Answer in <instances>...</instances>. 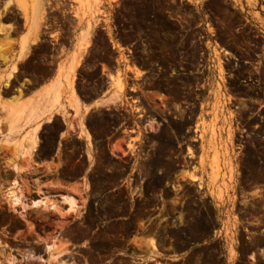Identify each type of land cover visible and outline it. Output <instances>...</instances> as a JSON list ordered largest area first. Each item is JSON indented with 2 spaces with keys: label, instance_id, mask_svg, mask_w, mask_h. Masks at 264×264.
Here are the masks:
<instances>
[{
  "label": "rangeland",
  "instance_id": "374dc122",
  "mask_svg": "<svg viewBox=\"0 0 264 264\" xmlns=\"http://www.w3.org/2000/svg\"><path fill=\"white\" fill-rule=\"evenodd\" d=\"M100 1L45 0L38 39L18 59L30 0H0V28L9 32L0 39L4 106L57 78L91 23L70 86L83 98L116 88L122 95L106 108L39 119L31 175L53 184L45 190L60 203L27 208L24 220L0 193V252L46 258L45 243L55 238L66 243L63 259L76 264H228L227 248L234 264H264L256 254L264 252V0ZM189 71L202 85L194 115L179 104ZM145 76L151 84L142 89L151 92L134 101ZM79 122L88 148L70 135ZM6 133L0 127V141ZM1 155L5 191L13 178ZM54 156L59 168L38 167ZM65 191L77 207L61 202ZM38 198L25 190L20 200Z\"/></svg>",
  "mask_w": 264,
  "mask_h": 264
},
{
  "label": "bare ground",
  "instance_id": "6f19581e",
  "mask_svg": "<svg viewBox=\"0 0 264 264\" xmlns=\"http://www.w3.org/2000/svg\"><path fill=\"white\" fill-rule=\"evenodd\" d=\"M32 1H33V4L31 5L33 6L31 10L33 11L32 21L37 22V20L41 18V16L39 15L41 13L40 11H44L45 9V0H31V2ZM92 27H93V23H91L89 25V28L87 27V29L91 30ZM8 33L9 32L7 29L3 27L0 28V39L5 40L7 38ZM37 34L31 40L32 43L37 41L38 39ZM89 36H90V33L88 34V37ZM1 45H0V58L4 56V52L2 49L3 47ZM27 52H28V45H26L24 49V53L20 57L25 56ZM78 53L80 54V52ZM78 61L79 60H75L74 65ZM13 72H10L8 74L6 81H5V85H7L9 80L12 78ZM112 96L113 95H111L110 98ZM120 99H121L120 93L116 92L115 97L111 98L109 102L112 103V101H119ZM11 102L13 103L12 104L13 106L10 104ZM16 102H17L16 99H11L10 103L8 105L6 104L7 106H9L8 108L6 107V105L4 106L2 102H0V127L2 126L3 128L5 127V130L7 131V133L4 134L3 139L0 141V153H3V155L1 156H4L6 165L9 166L8 169L9 171H11L12 178H13V179H10L12 180V182L10 181V186L7 189H5V191H3L4 189H0V193L2 194L1 197H5L6 199H8L9 201L8 204L11 208L15 209L17 206H20L22 210H20L18 213L25 220V215L23 212H25L27 208L43 207V208L51 209V208H54L57 205V203H60V201L56 200V196L54 194L49 193L51 191L48 190L49 192H47L43 188L44 186L35 187V186H32V184L30 183L29 174L30 172L32 173L31 169L36 164V162L33 163L32 153L35 150L37 142H36V139H33V138L26 139V137L23 135L22 136L19 135L18 137L15 136L14 132H16L18 128H21L20 123L22 121V117L24 113L23 112L24 108L20 110L19 109L20 106L18 102L17 103ZM3 103H5L4 100H3ZM15 104H17L16 105L17 107L19 106L18 109L16 108ZM53 112L52 110H47L45 112H42L41 115L39 113H36V115L39 116L38 117L39 119H44V121L48 122L53 116ZM32 113L33 111L31 110L30 112L31 116H32ZM55 113H57V110L55 111ZM36 115L32 116V118L34 117L36 119ZM25 190L36 192L39 198L37 200H33L28 205L23 204L20 199L22 196H24ZM60 199H61V202H64L67 205H69V208L77 207L76 198L72 193H62L60 195ZM150 244L152 245V247H155V244L153 243V241H151ZM44 252H45L46 258L33 257L30 253L19 254L20 258H18L15 254L12 253L11 250L4 252V253L0 252V264H18L24 261H33V260H38L39 262H42V264H76L74 262L63 259V256L66 254V243L59 241V239L52 238L50 241H46L45 246H44Z\"/></svg>",
  "mask_w": 264,
  "mask_h": 264
},
{
  "label": "crops",
  "instance_id": "0c3cea01",
  "mask_svg": "<svg viewBox=\"0 0 264 264\" xmlns=\"http://www.w3.org/2000/svg\"><path fill=\"white\" fill-rule=\"evenodd\" d=\"M92 1H93L94 7L99 5L101 2L100 0H92ZM185 1L197 3L200 1H204V0H185ZM46 3H48V2L46 1ZM31 5H32V2L30 0V9H29L30 28H29L28 32L24 33V35L22 36L21 43H20L21 47L19 46L20 50H19L18 59H23L27 55L28 52L26 53L25 56L20 57L24 53V49H25L26 45H28V49H29L30 45L33 44L31 40L38 33L39 26L42 22V19L44 18V14L46 11V5H45L44 11H40L41 13L39 14L41 16V18L38 19L37 22H33L32 21L33 11H31L32 10ZM90 7H93V6H90ZM89 10H91V9H89ZM262 14L264 16V13H262ZM91 30H88L86 28L85 36L83 34H79V36L77 37V43L75 42V38L73 39L72 44L77 45L81 42L82 39L84 40L85 43H83V45H82L83 47L81 46V48L78 51V52H80V54L77 52L72 57H71V55L68 56V58L65 60V62L63 64L62 70H61V72L57 78H55L51 82H47V83H44L43 85H40V87L36 88L35 90H32L31 93H29V94L24 93L22 96L16 95L15 99L20 106V107L18 106L19 109L20 110H22V108L25 109V110L23 109L24 113H23L22 121L20 123V127H24V129L20 133V136L23 135L26 137V139H32V138L36 139V142L38 144L37 129H38V126L41 124V122L38 118L39 116L36 115V113H39L41 115L42 112H45L47 110H52V112L54 111L53 116L59 115L61 117H64V115H66L69 112L71 113V115H74L75 112H79L80 114H84L86 111H91V110L99 109V108H106V107L115 105L116 103H118L122 100L121 91H119L121 99L119 101H112V103L109 102L111 98L115 97V93L118 92V88H116L113 92H109L105 95L101 94V95H96V96H92L89 98H83V97L78 96L76 94V92L74 91V88L72 89L70 86L71 84L68 81L69 74L71 73L73 76L75 70L80 65V62L83 58L85 49L89 45V39L91 37ZM88 32L90 33L89 37H88V34H89ZM34 33H36V34H34ZM37 35L39 36V33ZM85 37H86V39H85ZM110 46H111V48H113L112 45H110ZM83 49H84V51H83ZM77 55H78V57H77ZM72 59H74V60H72ZM75 60H79V61L74 65ZM55 67H57V62L55 63ZM129 73H130V71H129ZM100 75H103L106 77L108 76L107 73L102 72L101 68H100ZM108 83H109V81H108ZM111 95H113L114 97L112 96L110 98ZM105 100L107 101V103ZM75 102H77V103L79 102L80 104L79 103L77 104ZM16 105L17 104H15V106ZM18 107L16 106L17 109H18ZM28 110H29V112H28ZM31 110L33 111L32 116L36 115V119L34 117L32 118V116L30 114ZM56 110H57V113H55ZM25 114L28 116H26ZM65 119H66V117H65ZM76 121L78 122L79 120L76 119ZM69 127H70V129H73V125H72L71 121H69ZM69 127L68 128L65 127V129H64L65 136L69 133ZM77 128H78V131L74 132V133L70 132V135H73L75 137H79L80 139H82L85 147L88 148L89 147V139H90L89 133L83 127V124L81 122L77 123ZM26 130H27V132L24 133V131H26ZM83 131H85V132H83ZM39 132H40V130H38V133ZM35 149H36V147H35ZM34 151L32 153L33 163L36 162L34 160V155H33ZM36 166H37V163L31 169L32 173L34 172L35 169H37ZM38 167L42 168V169L45 168V170H52V169L59 168L60 163L56 162V158L54 156V157H50L48 160H46L42 164L38 163ZM32 173L30 172V174H29V179L32 180V182L30 180V183L32 184V186H35V187L44 186L43 188L47 189V190H51L53 188V186H54L53 184H51L50 186H46L45 184H41L39 181V178L35 177V176H37V174L31 175ZM47 174L51 175L53 173H52V171H50ZM73 183L74 182L71 181L70 184H73ZM64 193H72L74 195V193L70 192V191H65ZM5 252H7V251H5ZM181 254H183V253H181ZM256 254L260 260H264V252L263 253L257 252ZM226 261L228 264H234V259H231L229 257L228 248H227V259H226Z\"/></svg>",
  "mask_w": 264,
  "mask_h": 264
},
{
  "label": "flooded vegetation",
  "instance_id": "af4514ba",
  "mask_svg": "<svg viewBox=\"0 0 264 264\" xmlns=\"http://www.w3.org/2000/svg\"><path fill=\"white\" fill-rule=\"evenodd\" d=\"M243 63H247V61H243ZM142 73H146V70H142ZM132 73V72H131ZM183 74H191L192 75V80L190 83L181 86V100L179 102L180 105H182V107L184 109H186L187 111H189V113L191 112L192 115L194 114H199L200 112V97H201V88L202 85L199 82L198 76H197V71H193V72H184ZM148 77L145 76L144 80L140 83H138V85L141 87H137L135 90H133L134 92L138 93L136 95V97L138 98L137 102H140L139 98L143 97V93L147 94L148 92H151L150 90L147 89H142V87L144 85H149L151 84V82L149 80H147ZM242 82H244V80H242ZM247 84L243 83L241 84L242 87H245ZM262 95H264V92H262ZM237 107V106H235ZM192 109V111H191ZM138 110V107L136 108V111ZM145 111V110H143ZM137 117H144V119L148 116V114H137ZM187 118H189V115H187ZM146 120V119H145ZM254 127H257L256 125ZM191 140H196L195 138H191ZM263 186L262 190H264V182L261 184ZM128 218V216L125 217H118L115 218L116 220H126ZM152 219V217L150 218V220ZM132 236V235H131ZM130 236V238H131ZM126 246L128 247H132V243L129 241L126 242ZM115 255H121V252L116 253ZM128 254H126L125 256H127Z\"/></svg>",
  "mask_w": 264,
  "mask_h": 264
}]
</instances>
